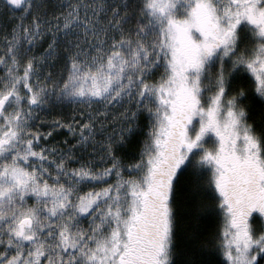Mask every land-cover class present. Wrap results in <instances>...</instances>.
Returning <instances> with one entry per match:
<instances>
[{"label": "snow or ice", "instance_id": "obj_1", "mask_svg": "<svg viewBox=\"0 0 264 264\" xmlns=\"http://www.w3.org/2000/svg\"><path fill=\"white\" fill-rule=\"evenodd\" d=\"M0 264H264V0H0Z\"/></svg>", "mask_w": 264, "mask_h": 264}]
</instances>
